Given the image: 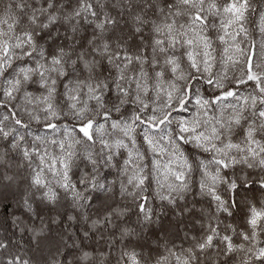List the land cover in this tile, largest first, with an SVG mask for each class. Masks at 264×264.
I'll return each instance as SVG.
<instances>
[{
  "label": "clouds",
  "instance_id": "9594fccd",
  "mask_svg": "<svg viewBox=\"0 0 264 264\" xmlns=\"http://www.w3.org/2000/svg\"><path fill=\"white\" fill-rule=\"evenodd\" d=\"M0 264H264V0H0Z\"/></svg>",
  "mask_w": 264,
  "mask_h": 264
},
{
  "label": "snow or ice",
  "instance_id": "6c2138e0",
  "mask_svg": "<svg viewBox=\"0 0 264 264\" xmlns=\"http://www.w3.org/2000/svg\"><path fill=\"white\" fill-rule=\"evenodd\" d=\"M82 131H84V132H85V134H87V130H86V128L82 129Z\"/></svg>",
  "mask_w": 264,
  "mask_h": 264
}]
</instances>
